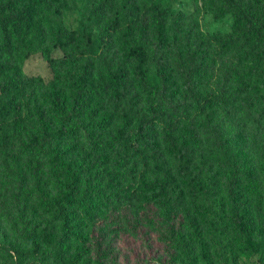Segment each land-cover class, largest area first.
I'll return each instance as SVG.
<instances>
[{"label": "trees", "instance_id": "trees-1", "mask_svg": "<svg viewBox=\"0 0 264 264\" xmlns=\"http://www.w3.org/2000/svg\"><path fill=\"white\" fill-rule=\"evenodd\" d=\"M70 1L0 0V166L10 171L16 184L24 189L26 176L19 168L22 157L34 166L43 155L51 174L59 180L62 188L53 198L46 194L41 178L35 184L41 206L60 227L52 264H60L65 250L73 243H87L84 219L97 210L92 182H85L84 187L83 163L65 160L61 147L65 140L80 137L74 124L90 112L95 97H122L131 72L147 93L148 110L153 116L139 118L135 128L141 144L152 150L156 166L151 181L144 182L145 192L154 196L167 221H173L171 216H178L184 202L182 183L190 178L188 189L195 196L205 191L191 175L193 157L188 155L199 141L192 110L203 112L220 107L231 111L235 105L249 104L254 98L250 91L252 81L264 77V0H215V17L230 14L235 20L233 32L225 36L203 35L197 31L195 14H176L159 0H95L90 18L98 33L69 31L63 23V11ZM57 49L64 52L60 58L53 56ZM35 53H40L52 68L74 75L68 78L72 81L70 93L56 92L50 100L51 112L60 121L59 129L43 123L36 135L25 140L17 131L15 119L23 105L31 106L38 80L24 75L21 64ZM99 63L105 66L106 77L96 85L94 72ZM150 64L156 69L157 83L148 80ZM76 65L78 71L74 70ZM211 76L215 86L203 94L198 79ZM180 88L184 89L185 98L178 95ZM133 103L132 97L122 113L117 138L122 144L130 143ZM158 125L173 165L151 144V130ZM184 125L190 133L185 134ZM125 151L129 154V147ZM209 213L213 219L204 216L201 224L192 222L189 233L184 232L181 223L173 264H217L220 254L217 251L215 255L212 245L218 247L223 242L226 225L217 220V213ZM240 218L235 230L241 243L251 253L260 254L264 264V228L255 234L251 221L246 216ZM24 242L26 248L15 244L9 248L10 254L13 251L19 257L18 264H26L30 253L41 255L45 243L35 232L26 235ZM101 247V241L94 238L98 264H105L100 260ZM84 255L75 252L68 264H83ZM0 264L10 263L0 256Z\"/></svg>", "mask_w": 264, "mask_h": 264}, {"label": "rangeland", "instance_id": "rangeland-1", "mask_svg": "<svg viewBox=\"0 0 264 264\" xmlns=\"http://www.w3.org/2000/svg\"><path fill=\"white\" fill-rule=\"evenodd\" d=\"M94 1H70L63 11L64 26L69 31L89 30L97 34L98 29L90 18ZM214 1L159 0L163 6H171L176 14H195L197 31L203 35H229L234 30L235 20L230 14L216 18ZM63 55L61 49L53 53L55 58ZM75 69L79 70L78 65ZM21 70L38 81L33 87L31 106L23 105L15 119L18 133L28 140L38 133L43 123L58 130L60 121L51 112L50 100L56 92L70 93L72 81L69 79L74 72L70 76L52 68L40 53L25 60ZM147 70L148 80L157 83L156 69L150 64ZM105 77V66L97 64L94 84L101 83ZM215 83L212 76L198 79L203 94L212 90ZM123 89L122 97H95L90 112L74 124L81 132L80 137L61 143L65 160L83 163L84 187L85 182H92V198L97 210L84 219L83 234L88 236L87 243H73L65 250L60 264H68L75 252L85 254L83 264H98L94 238L101 241L100 260L105 264H173L178 254L174 243L180 237L181 223L184 232L189 233L188 226L192 222L201 224L204 216L213 219L209 213L212 211L218 214L217 220L226 225L221 236L223 242L218 247L212 245L215 255L217 251L220 254L217 264H263L260 254L251 253L241 243L235 222L246 216L255 234L264 228V77L252 81L250 91L254 98L249 104L235 105L231 111L220 107L206 108L203 112L192 110L199 141L193 144L188 155L193 157L191 175L196 179L195 184L205 191L195 196L188 189L190 178L182 183L184 202L178 216H171L173 221H167L165 211L154 196L145 192L144 182L151 181L156 166L152 150L141 144L135 128L139 118L153 116L148 110V95L132 72ZM178 95L185 98L183 88L178 90ZM132 97L130 143L122 144L117 140L118 131L123 123L122 113L128 109L126 105ZM183 130L185 134L190 133L186 125ZM150 138L153 149H159L158 154H165L164 158L173 165L174 160L167 155L162 143L159 125L151 130ZM19 168L26 176L24 189L16 184L10 171L0 166V246L3 248L0 256L10 264H18L19 257L13 251L10 254L9 248L12 244L26 248L24 237L35 232L45 241L44 248L41 255L30 253L26 264H52L56 259L53 245L60 235V227L41 206L35 184L41 178L40 183L49 198L57 196L62 186L51 174L43 155L34 166L22 157Z\"/></svg>", "mask_w": 264, "mask_h": 264}]
</instances>
